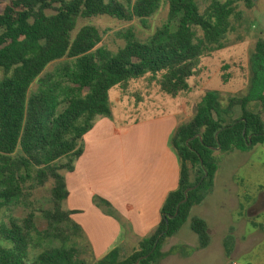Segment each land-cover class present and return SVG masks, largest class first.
Returning <instances> with one entry per match:
<instances>
[{"label": "trees", "instance_id": "obj_1", "mask_svg": "<svg viewBox=\"0 0 264 264\" xmlns=\"http://www.w3.org/2000/svg\"><path fill=\"white\" fill-rule=\"evenodd\" d=\"M164 4L165 0H10L0 9V215L12 213L16 206L29 210L24 220L10 216L9 223H0V264H87L84 232L65 207L66 174L83 155L84 136L96 118L113 116L110 91L118 87L127 94L133 82L150 76L169 96L190 93L203 59L224 49L228 34L236 30L232 21L240 19V6L253 9L256 0H209L204 9L197 0H167L163 26L147 37L132 30L120 32L124 45L115 52L99 47L107 32L98 26L78 30L81 21L100 18L147 25ZM229 69H222L224 86L233 77ZM247 87L244 94L228 99L220 91L205 94L193 118L172 138L181 164L180 181L162 206L159 226L127 258L122 259L117 248L93 264H136L146 256L139 264H157L175 251L164 252V246L189 221L199 238L197 249L209 247L208 223L192 217V210L215 190L217 150L247 153L264 144L261 112L250 110L252 104L264 109V40L252 53ZM237 111L240 118H234ZM49 182L54 208L40 211L48 224L41 231L33 199ZM198 185L181 204L186 191ZM234 232L231 227L223 242L229 259L235 249ZM51 239L60 245L48 243Z\"/></svg>", "mask_w": 264, "mask_h": 264}, {"label": "crops", "instance_id": "obj_2", "mask_svg": "<svg viewBox=\"0 0 264 264\" xmlns=\"http://www.w3.org/2000/svg\"><path fill=\"white\" fill-rule=\"evenodd\" d=\"M182 97L183 94L173 97L171 103L162 100L160 108L166 110L162 113L124 124H119L113 116L98 117L93 129L84 136V153L74 163V171L66 174V179L68 210L72 212L71 219L84 232L82 241L86 261H101L117 248L129 247L134 251L140 241L159 226L162 206L168 195L177 190L180 181L181 164L172 146V138L178 127L193 118L196 108V104L190 101L183 102ZM122 102V98L117 99L118 104ZM146 104L150 105L149 100L140 99L134 111L138 113L139 109L147 107ZM240 117L241 112L234 116ZM234 118L227 119V123ZM219 173L220 167L211 195L219 188ZM231 179L229 189L225 186L224 190L239 206V225L242 224L241 228L227 226V234L231 227L235 228V249L229 259L223 244L219 258L224 256V264H240L239 258L246 260V264H264V223L258 222L264 210H257L254 216L248 213L254 210L252 204L257 198H264V188L250 196L239 190L235 177ZM196 207L192 210V217L207 221L212 238L220 225H211L205 215H195ZM244 223L254 228L248 235L240 233ZM225 237L226 234L222 237L223 242ZM173 238L165 244L164 252L175 251L157 264L197 259H207L205 264H212L213 239L208 248L198 250L199 242L171 245L169 241Z\"/></svg>", "mask_w": 264, "mask_h": 264}, {"label": "rangeland", "instance_id": "obj_3", "mask_svg": "<svg viewBox=\"0 0 264 264\" xmlns=\"http://www.w3.org/2000/svg\"><path fill=\"white\" fill-rule=\"evenodd\" d=\"M9 1L10 0H0L1 11ZM197 1L202 9L209 3V0ZM238 11L241 13L240 19L232 21L236 30L228 34L224 49L214 51L203 59L199 75L191 80L193 92L191 91L192 94L191 92L190 94L184 93L183 96L187 97V99L183 100L185 98L182 97L183 102L190 101L197 106L208 91H220L225 99L233 95H242L247 91L252 53L254 52L256 44L260 40H264V0H256V6L253 9H248L242 5ZM168 12L169 6L167 0H165V4L161 11L151 19L147 25H144L139 20H135L132 23H122L107 18H100L81 21L78 30L88 24L98 26L103 31L107 32L104 41L99 47L105 46L109 50L115 52L124 45V40L119 35L120 32L132 30L139 37L151 36L158 28H161L167 22ZM177 24V22L172 24L173 31L176 30ZM62 63H64V61L52 65L50 70H54ZM225 66H230L228 72L233 76L227 86H224L221 79L223 75L222 69ZM33 89H37V86L35 85ZM109 97L113 118H115L114 120L119 124L162 113L166 110H164L165 108H160L161 101L165 100L171 103L174 100L173 97L163 93L157 82L152 81L150 76L133 82L127 94L123 93L118 87L112 89ZM118 98H122L123 102L118 104ZM140 99L149 100L150 105L146 104V108L139 109L138 113H136L134 107L135 104L139 105ZM170 106L173 108V105ZM250 110L258 113L261 112L264 120V109L260 111L261 108H259L258 105L252 104ZM190 113L192 114L191 111ZM237 115H240L239 111H237ZM216 155L220 160L219 188L214 195L208 197L204 205L196 207L194 214L205 215L211 225H220L218 231L216 234H213L212 237L215 249L210 259L212 260V264H224L226 260L224 256L219 258V252L222 251L223 248L222 237L224 234L227 235V226L241 228L240 225L242 224L239 225L241 221L238 209L239 206L235 204L233 198H230V196L226 194L224 188L227 186L229 189L228 185L232 177L238 180L239 183L237 184L239 190L246 194H250V196L255 195L259 188H264V144L257 145L252 151L247 153L233 152L224 154L221 153L220 150H217ZM51 192L52 183L49 182L44 187L37 189L33 199L35 202V209L38 211L36 225L41 231L47 229L48 224L40 211H49L54 208ZM252 206H254V210H247L250 216L256 215L257 210H264V198H257ZM65 207L68 209V201L65 203ZM28 214V209L22 206H16L12 213L8 211H3L1 213L0 223H9L10 216L15 220L21 221L24 220ZM258 222L260 224L264 223V214L259 218ZM224 227H226L225 230H223ZM253 229L254 228L250 224L244 223L240 233L248 235ZM38 238L39 237H36V240H38ZM169 242L171 245H183L184 243H190L192 245L198 244L199 238L191 229V221H189L179 234ZM48 243L51 245H60L59 242L53 241L52 239L49 240ZM121 250L122 259L127 258L133 253L129 247H123ZM84 257H86V255ZM206 260L207 259L204 261L197 259L191 262L171 261L169 264H205V262H207ZM238 261L240 264H246V260L242 258H239ZM94 262L89 260L87 264H93Z\"/></svg>", "mask_w": 264, "mask_h": 264}, {"label": "water", "instance_id": "obj_4", "mask_svg": "<svg viewBox=\"0 0 264 264\" xmlns=\"http://www.w3.org/2000/svg\"><path fill=\"white\" fill-rule=\"evenodd\" d=\"M248 143H249V145H252V137H251V136H250L249 139H248ZM219 150H221V148H219L218 151H219ZM206 177H208V174L205 175V178H206ZM205 178H203L202 181H203ZM198 187H199V185L196 186V187H194V188H190V189H188V190L186 191V199H185V201L182 202L181 204L187 202V201H188V193L191 192L192 190L197 189ZM181 204H180V205H181ZM180 205H179L178 209L180 208ZM170 218H173V217H170ZM160 239H161V237L159 238V240H160ZM159 240L157 241V243H156V245H155V248L157 247V245H158V243H159ZM147 258H148L147 256L144 257V258H141L136 264H139L142 260L147 259Z\"/></svg>", "mask_w": 264, "mask_h": 264}, {"label": "built area", "instance_id": "obj_5", "mask_svg": "<svg viewBox=\"0 0 264 264\" xmlns=\"http://www.w3.org/2000/svg\"><path fill=\"white\" fill-rule=\"evenodd\" d=\"M231 264H238L237 262H232Z\"/></svg>", "mask_w": 264, "mask_h": 264}]
</instances>
